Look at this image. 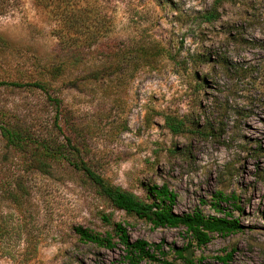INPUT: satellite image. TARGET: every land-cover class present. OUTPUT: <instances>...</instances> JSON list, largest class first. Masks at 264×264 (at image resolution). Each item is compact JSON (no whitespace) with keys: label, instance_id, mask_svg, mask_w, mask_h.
Listing matches in <instances>:
<instances>
[{"label":"rangeland","instance_id":"rangeland-1","mask_svg":"<svg viewBox=\"0 0 264 264\" xmlns=\"http://www.w3.org/2000/svg\"><path fill=\"white\" fill-rule=\"evenodd\" d=\"M16 2L0 15V123L47 135L55 109L23 85L47 81L66 134L107 182L142 198L166 184L176 213L238 220L240 231L190 247L193 264H222L216 256L232 250L229 264H264V0H227L210 23L197 12L213 0ZM165 114L185 131L170 132ZM46 162L38 171L0 140V264H125L116 222L131 239L163 242L160 261L144 264H186L175 252L187 245L184 227L153 228L64 160ZM14 185L15 199L5 192ZM77 226L113 246L82 240Z\"/></svg>","mask_w":264,"mask_h":264},{"label":"trees","instance_id":"trees-1","mask_svg":"<svg viewBox=\"0 0 264 264\" xmlns=\"http://www.w3.org/2000/svg\"><path fill=\"white\" fill-rule=\"evenodd\" d=\"M16 1L0 0V15L11 12L16 7ZM225 1L227 0H213L210 8L197 12L199 23H210L217 20L220 17L219 7ZM1 41L4 42L5 40L0 37ZM80 49L78 47V50L73 53H77ZM59 69V64L51 66L48 68V73L55 76L59 74ZM23 85L40 89L48 96V101L53 105L55 113L50 128L47 130L54 131L55 134L64 137L62 140H55L48 131L45 136L36 134L34 126L18 121L0 123V140L4 142L6 148L28 160L36 161V170L44 172L48 160H64L75 170L80 171L96 188L98 194L106 198L114 208L144 220L153 228L184 227L188 239L187 245L175 252L177 257L183 259L186 264L194 263L193 258L189 257L190 247L207 244L213 234L226 236L241 230L238 220L230 216L229 213H224L222 216L204 215L200 211L176 213L173 208L176 195L169 190L166 184L147 185L145 187L146 198H142L119 185L110 184L80 156L79 144L66 134L65 127H68V123L64 115L62 116V103L60 97L55 93L56 89L45 80L28 82ZM164 123L173 134L182 133L186 129L185 121L182 118L169 114L164 115ZM11 187L5 192L8 197L15 199L16 196L13 192L17 191V187L15 185L13 188ZM0 191L2 192V190ZM217 197L223 198L224 196L218 192ZM113 229L119 243L124 248L123 259L125 264H144L145 260L160 261L158 254L163 255V242L149 243L142 238L131 239L126 227L120 222L113 223ZM75 231L82 240L107 247L113 246L109 235L102 237L99 233L81 226L75 227ZM233 251L216 256V258L222 264H229ZM162 261L165 264L169 263L164 259Z\"/></svg>","mask_w":264,"mask_h":264}]
</instances>
